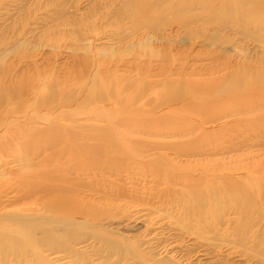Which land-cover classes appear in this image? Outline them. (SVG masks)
I'll return each instance as SVG.
<instances>
[{
	"label": "rangeland",
	"instance_id": "374dc122",
	"mask_svg": "<svg viewBox=\"0 0 264 264\" xmlns=\"http://www.w3.org/2000/svg\"><path fill=\"white\" fill-rule=\"evenodd\" d=\"M128 1L0 0V264H264V0Z\"/></svg>",
	"mask_w": 264,
	"mask_h": 264
},
{
	"label": "bare ground",
	"instance_id": "6f19581e",
	"mask_svg": "<svg viewBox=\"0 0 264 264\" xmlns=\"http://www.w3.org/2000/svg\"><path fill=\"white\" fill-rule=\"evenodd\" d=\"M134 0H132L131 2H133ZM136 1V0H135ZM139 1V0H138ZM137 1V2H138ZM143 1V0H142ZM147 1V0H146ZM146 1H144L145 3H146ZM196 1H198V0H195V3H196ZM200 1V0H199ZM251 1V0H250ZM255 1V0H254ZM261 1H263V0H261ZM260 1V2H261ZM129 2V1H128ZM131 2H129V3H131ZM149 2V1H148ZM189 2V1H188ZM203 2V1H202ZM212 2H214V0L213 1H211V3ZM215 2H217L216 0H215ZM252 2V4L253 3H255V2H253V1H251ZM141 3H143V2H141V1H139V4H141ZM144 3V4H145ZM206 3V5H207V2H205ZM210 3V4H211ZM237 3V2H236ZM235 3V4H236ZM258 3V2H257ZM257 3H255L254 5H256ZM132 4H135L134 2L132 3ZM136 4H138V3H136ZM134 5V6H136L135 8H137V5ZM144 4H143V6H144ZM187 4V3H186ZM189 4V3H188ZM190 4H192V3H190ZM214 4V3H213ZM237 4H240V3H237ZM251 4V3H250ZM251 4V5H252ZM147 5H148V3L146 4V7H147ZM197 5V4H196ZM241 5V4H240ZM239 5V7L241 8V6ZM249 5V4H248ZM258 5V4H257ZM256 5V6H257ZM262 5H263V2H262ZM262 5H260V6H262ZM128 6V8L130 9V7H133V5H127ZM130 6V7H129ZM140 6H142V5H140ZM151 5H149L148 7H150ZM153 6H155V5H153ZM212 6V5H211ZM145 7V6H144ZM144 7H142V9L144 8ZM148 7H147V9H148ZM156 7H157V5H156ZM170 7V6H169ZM201 7V6H200ZM206 7H209V6H206ZM244 7H245V3H244ZM248 7H250V5L248 6ZM171 8V7H170ZM170 8H167V9H170ZM205 8V7H204ZM237 8H238V5H237ZM245 8H247V7H245ZM256 8V7H255ZM128 9V10H129ZM133 9V8H132ZM131 9V10H132ZM139 8H137V10H138ZM146 8H144L143 10L144 11H146L145 10ZM151 9V8H150ZM153 9V8H152ZM155 9V8H154ZM153 9V10H154ZM206 10H207V8H205ZM204 9V10H205ZM244 9V8H243ZM251 9V8H250ZM250 9L248 10V9H246V10H248V11H250ZM264 9V8H263ZM262 8H261V10H260V12H261V14H258V15H255L254 14V12H251L250 13V19H246L247 21H250L251 22V20L254 22V18L256 17H258V16H260L263 20H260L259 18H257L256 19V21L258 22V23H256V25H257V27L259 26L258 24L260 23H264V17H262V15L264 14V10H263ZM135 10V9H134ZM136 10V12H138ZM257 10V12H259L258 11V9H256ZM141 11V8L139 9V12ZM144 11H142L143 13H144ZM148 12H151L149 9L147 10ZM155 11H156V9H155ZM241 12L240 10H239V8H238V10H237V12ZM243 11V10H242ZM244 11H245V9H244ZM154 12V11H153ZM157 12V11H156ZM130 13H131V11H130ZM129 13V14H130ZM227 13V12H226ZM226 13H224V14H226ZM229 13V12H228ZM243 13H245V12H243ZM132 14V13H131ZM138 14V13H137ZM148 14V13H147ZM248 14V13H247ZM144 15H146V14H144ZM152 15H153V13H152ZM130 17H131V15H129ZM134 15H132V17H133ZM139 16V15H138ZM141 16V15H140ZM149 16V17H148ZM147 17L149 18V20H151V16H150V14L148 15ZM238 16V15H237ZM236 16V17H237ZM131 17V18H132ZM136 16H134L133 18H135ZM152 17H154L156 20L155 21H157V20H159V17L158 16H152ZM175 17H177V16H175ZM178 17H180V16H178ZM230 17V16H229ZM242 17V16H241ZM244 17V16H243ZM242 17V18H243ZM247 17V16H246ZM153 18V19H154ZM137 19V18H136ZM178 19H180V18H178ZM241 20H244V18L243 19H241ZM240 20V21H241ZM143 21H146L147 22V20H145V17H144V19H143ZM140 22H142V21H140ZM238 22V21H237ZM242 22V21H241ZM245 22V21H244ZM149 23H150V21H149ZM154 23V21L152 22V24ZM157 23H160V21H158ZM155 24H156V22H155ZM249 24V23H248ZM252 24V23H251ZM252 25H254V24H252ZM264 25V24H263ZM256 27V26H255ZM259 28V27H258ZM257 28V29H258ZM264 28V27H263ZM256 76H254V77H252L250 80H248L247 81V83H248V85H253V86H255L252 90H251V92H252V94H247V93H245V94H242V95H238V97L240 98V104H239V107L240 108H242L241 110H251V109H255V108H258V106L260 107L261 105H262V103H263V97L261 96V93L262 92H264V69H261V70H259L256 74H255ZM239 81H237V80H234L233 82H230V83H228L227 85H225L223 88H225L226 90H228V91H231V90H237L238 88H239ZM207 92V91H206ZM236 108V107H235Z\"/></svg>",
	"mask_w": 264,
	"mask_h": 264
}]
</instances>
